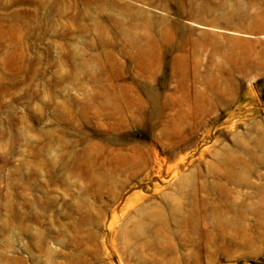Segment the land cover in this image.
<instances>
[{
	"label": "rangeland",
	"instance_id": "obj_1",
	"mask_svg": "<svg viewBox=\"0 0 264 264\" xmlns=\"http://www.w3.org/2000/svg\"><path fill=\"white\" fill-rule=\"evenodd\" d=\"M0 264H264V0H0Z\"/></svg>",
	"mask_w": 264,
	"mask_h": 264
}]
</instances>
